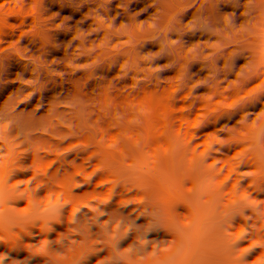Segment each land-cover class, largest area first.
I'll list each match as a JSON object with an SVG mask.
<instances>
[{
  "label": "trees",
  "instance_id": "1",
  "mask_svg": "<svg viewBox=\"0 0 264 264\" xmlns=\"http://www.w3.org/2000/svg\"><path fill=\"white\" fill-rule=\"evenodd\" d=\"M0 264H264V0H0Z\"/></svg>",
  "mask_w": 264,
  "mask_h": 264
}]
</instances>
